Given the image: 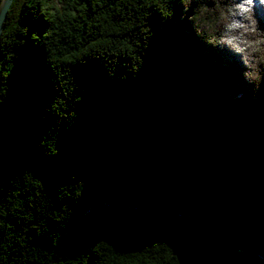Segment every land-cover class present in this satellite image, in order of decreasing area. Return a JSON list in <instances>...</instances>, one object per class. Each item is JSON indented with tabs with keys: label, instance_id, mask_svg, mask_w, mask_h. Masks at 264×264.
<instances>
[{
	"label": "trees",
	"instance_id": "trees-1",
	"mask_svg": "<svg viewBox=\"0 0 264 264\" xmlns=\"http://www.w3.org/2000/svg\"><path fill=\"white\" fill-rule=\"evenodd\" d=\"M228 247L264 258V3L12 0L0 264H264Z\"/></svg>",
	"mask_w": 264,
	"mask_h": 264
},
{
	"label": "water",
	"instance_id": "water-1",
	"mask_svg": "<svg viewBox=\"0 0 264 264\" xmlns=\"http://www.w3.org/2000/svg\"><path fill=\"white\" fill-rule=\"evenodd\" d=\"M10 3H12V0H3L2 3L0 4V35H1V32L3 30V22L5 20V17L7 16V12H8V9H9V6H10ZM127 208H124V209H119L118 211H122V210H126ZM177 216L179 217H185L187 218L188 220L192 221L193 223H195L201 230L202 232H204L206 235H208L209 237L213 238V239H216L214 236H212L211 234H209L206 230H204L201 226V224L195 220L194 218H191V217H188L187 215H179V214H176ZM216 241H218L216 239ZM220 242V241H219ZM224 246H226L225 244H223ZM232 252H243L245 251V253H248V254H251L253 256H255L256 258H258L261 262L264 263V258L259 256L258 253L256 252H253V251H250V250H239V249H231V247H228Z\"/></svg>",
	"mask_w": 264,
	"mask_h": 264
},
{
	"label": "clouds",
	"instance_id": "clouds-1",
	"mask_svg": "<svg viewBox=\"0 0 264 264\" xmlns=\"http://www.w3.org/2000/svg\"><path fill=\"white\" fill-rule=\"evenodd\" d=\"M262 3H264V0H261Z\"/></svg>",
	"mask_w": 264,
	"mask_h": 264
}]
</instances>
